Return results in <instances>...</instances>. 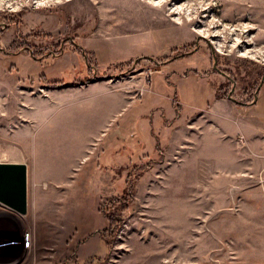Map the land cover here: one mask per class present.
<instances>
[{"label":"rangeland","instance_id":"1","mask_svg":"<svg viewBox=\"0 0 264 264\" xmlns=\"http://www.w3.org/2000/svg\"><path fill=\"white\" fill-rule=\"evenodd\" d=\"M163 2L0 0V96L9 97L0 108L11 116L0 118V161L29 168L28 212L0 203V240L32 239L23 251L0 247V264H264L262 176L230 177L238 169L226 164L225 177L189 187L195 163L218 166L190 145L196 155L177 173L161 165L142 176L140 150L111 147L142 107L95 136L107 114L95 115L86 85L100 79L109 87L97 92L128 86L137 98L146 84L168 113L176 96L188 112L208 106L212 86L238 102L258 96L264 0ZM145 118L132 146L150 134Z\"/></svg>","mask_w":264,"mask_h":264},{"label":"crops","instance_id":"2","mask_svg":"<svg viewBox=\"0 0 264 264\" xmlns=\"http://www.w3.org/2000/svg\"><path fill=\"white\" fill-rule=\"evenodd\" d=\"M193 67L199 69L198 65ZM105 81L100 79L86 85L89 89L86 100L89 101L90 107L94 109L95 115L98 117L99 114H107L105 128L103 127L95 136H98L103 129H106V132L109 128L112 129L115 123L122 118V115H129L128 113L134 112V108L142 107L140 115L136 117L130 115L132 116L130 121L136 122L133 124L135 127L130 128L129 125L125 134H122L124 129L120 130L118 135L115 136L118 139L111 146L114 149L113 154L126 153L128 157L133 155L132 153L135 150H140L137 158L143 160L142 176L145 177L152 172L158 173L159 171L156 168L161 165H167L165 169L162 168V174H165V172L170 175L177 173L178 165L191 155L195 156L194 149L197 147L198 152L200 151L199 155L206 156L207 161L216 162L218 166L216 171H212L211 167L206 169L203 163L200 166L195 163L194 165L198 169L196 175L186 182L189 187L202 188L198 180L225 177L224 165L226 164L228 166L233 164L234 170L238 169L236 171L238 174H234L232 170L229 173L230 177H240V169H242L244 172L248 171L250 175L257 173V177L262 176L264 178V84L256 101L251 102H238L230 96H218V90L212 86V92L209 94L211 101L208 106L198 107V105H195L194 110L190 112L185 110L180 97H172L173 107L168 113V110L163 109L160 102L157 101L160 98L155 97L157 95L154 90L152 91V87L145 90V84L143 95L139 98L134 96L128 86V89L126 87L110 88L106 92H97V89L109 87ZM132 86L134 87V85ZM107 92L109 93L106 94ZM149 97L152 100L151 104L148 103ZM80 99H84V97ZM152 105L160 106L157 109L161 111L158 112L159 117H155L151 113L156 110L151 107ZM142 116L143 118L146 117L142 125L150 130V134L145 135V140L138 138L139 140L134 144V147L127 141V138L133 135L131 129L136 128V126L138 129ZM168 132H170L169 135ZM162 134L164 137L161 139L162 136L160 137V135ZM188 145L196 147L189 149ZM120 148L123 149L120 150ZM130 150L132 153H129ZM161 154H163V159L159 160ZM127 158L121 164H109L108 166L115 172V168L119 165L122 168L124 163L127 164L130 161ZM199 159L203 161L201 156ZM192 179H195L194 183L190 181ZM12 249L23 251L25 248L24 246L18 248L4 247L2 250L3 252H9ZM3 261L2 264H8L11 260Z\"/></svg>","mask_w":264,"mask_h":264},{"label":"water","instance_id":"3","mask_svg":"<svg viewBox=\"0 0 264 264\" xmlns=\"http://www.w3.org/2000/svg\"><path fill=\"white\" fill-rule=\"evenodd\" d=\"M263 83L264 76L260 86ZM28 174V164L24 161H0V203L22 214L28 212Z\"/></svg>","mask_w":264,"mask_h":264},{"label":"built area","instance_id":"4","mask_svg":"<svg viewBox=\"0 0 264 264\" xmlns=\"http://www.w3.org/2000/svg\"><path fill=\"white\" fill-rule=\"evenodd\" d=\"M144 91V90H143ZM143 91L140 94V97L143 95ZM32 239L29 232L23 234V238H9L7 240H0V247H12L18 248L24 246V248L31 246Z\"/></svg>","mask_w":264,"mask_h":264},{"label":"bare ground","instance_id":"5","mask_svg":"<svg viewBox=\"0 0 264 264\" xmlns=\"http://www.w3.org/2000/svg\"><path fill=\"white\" fill-rule=\"evenodd\" d=\"M155 2H157V4H160L161 6H163V0L162 1H156V0H154ZM184 7V6H183ZM182 7V8H183ZM181 7L180 8H178V11H176L177 13H180L181 12V9H182ZM175 9V8H174ZM177 9V8H176ZM190 13V12H189ZM179 18H181V17H179ZM189 19L191 20V17H189ZM182 20H180V22H181ZM207 29V28H206ZM198 30V29H197ZM208 30V29H207ZM200 31H201V29H200ZM203 33V32H202ZM217 40V39H216ZM216 43V42H215ZM221 42L219 41V44H220ZM222 46V45H221ZM4 97L5 96H3V98L0 96V104H2V105H4L5 106V104H7V102L9 101V97H7L6 99H4ZM2 98V99H1ZM28 103V105H29V102H27ZM25 107L27 108V107H29V106H27V105H25ZM26 108L24 109V110H26ZM29 108H33V107H29ZM26 111H28V109L26 110ZM26 111H23V115L24 116H26ZM28 112H30V111H28ZM27 112V113H28ZM9 109H7L6 111H4L3 109H1L0 108V118L1 119H3L4 121H7V120H9L10 119V115H9ZM37 119H39V118H37ZM23 120H25V118L23 117ZM21 121V120H20ZM27 123H23L25 126L27 125L28 126V123H30V120H25ZM32 122V121H31ZM24 125H22L23 127H24ZM27 128V127H26ZM23 129V128H22ZM27 130V129H26ZM24 131V130H23ZM80 145V144H79Z\"/></svg>","mask_w":264,"mask_h":264},{"label":"flooded vegetation","instance_id":"6","mask_svg":"<svg viewBox=\"0 0 264 264\" xmlns=\"http://www.w3.org/2000/svg\"><path fill=\"white\" fill-rule=\"evenodd\" d=\"M192 51H188L187 53H191ZM180 55V54H179ZM181 55H183V57H185L186 56V54H185V52L184 53H181ZM175 60H178V57H171V58H169L168 60H164L163 62L164 63H167V62H173V61H175ZM166 61V62H165ZM159 62V61H158ZM216 66V65H215ZM222 72H224L225 73V71H222ZM226 74V73H225Z\"/></svg>","mask_w":264,"mask_h":264},{"label":"trees","instance_id":"7","mask_svg":"<svg viewBox=\"0 0 264 264\" xmlns=\"http://www.w3.org/2000/svg\"><path fill=\"white\" fill-rule=\"evenodd\" d=\"M219 90H218V94H219ZM227 95V94H226ZM219 96H222V94H219ZM163 159V154H161V156H160V158H159V160H162ZM142 172H143V169H142Z\"/></svg>","mask_w":264,"mask_h":264}]
</instances>
